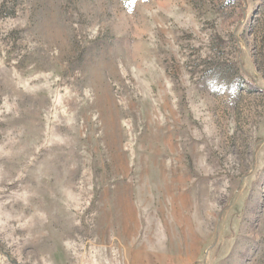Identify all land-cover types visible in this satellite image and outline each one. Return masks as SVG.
<instances>
[{"label":"rangeland","instance_id":"obj_1","mask_svg":"<svg viewBox=\"0 0 264 264\" xmlns=\"http://www.w3.org/2000/svg\"><path fill=\"white\" fill-rule=\"evenodd\" d=\"M0 264H264V0H0Z\"/></svg>","mask_w":264,"mask_h":264}]
</instances>
